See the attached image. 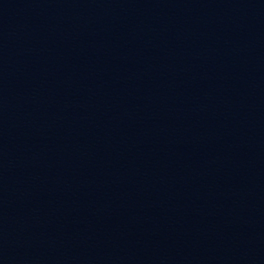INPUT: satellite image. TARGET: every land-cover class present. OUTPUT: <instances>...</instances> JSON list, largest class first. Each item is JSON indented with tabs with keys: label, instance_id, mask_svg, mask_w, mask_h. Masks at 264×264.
I'll return each mask as SVG.
<instances>
[{
	"label": "water",
	"instance_id": "95a60500",
	"mask_svg": "<svg viewBox=\"0 0 264 264\" xmlns=\"http://www.w3.org/2000/svg\"><path fill=\"white\" fill-rule=\"evenodd\" d=\"M0 264H264V86L83 0H0Z\"/></svg>",
	"mask_w": 264,
	"mask_h": 264
}]
</instances>
